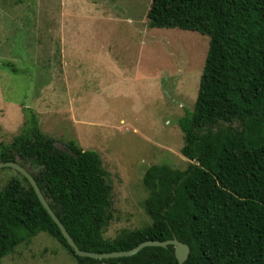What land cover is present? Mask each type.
<instances>
[{"label":"trees","instance_id":"16d2710c","mask_svg":"<svg viewBox=\"0 0 264 264\" xmlns=\"http://www.w3.org/2000/svg\"><path fill=\"white\" fill-rule=\"evenodd\" d=\"M146 20L208 36L193 108L178 119L181 153L190 162L185 169L145 168L148 224L104 237L112 199L100 156L74 139L58 147L30 107H22L18 134L0 141V161L30 172L81 250H127L175 237L189 246L183 264H264V0H151ZM14 171L0 184V259L44 232L76 264H177L172 244L102 259L75 254L28 180Z\"/></svg>","mask_w":264,"mask_h":264},{"label":"rangeland","instance_id":"374dc122","mask_svg":"<svg viewBox=\"0 0 264 264\" xmlns=\"http://www.w3.org/2000/svg\"><path fill=\"white\" fill-rule=\"evenodd\" d=\"M150 3L0 0V141L18 134L25 106L58 147L74 139L95 150L111 187L106 238L150 222L142 207L147 166L190 162L178 119L193 108L208 36L148 26ZM14 174L0 169V184ZM0 264L76 262L40 232Z\"/></svg>","mask_w":264,"mask_h":264},{"label":"water","instance_id":"95a60500","mask_svg":"<svg viewBox=\"0 0 264 264\" xmlns=\"http://www.w3.org/2000/svg\"><path fill=\"white\" fill-rule=\"evenodd\" d=\"M0 167H11L14 170L18 171L21 175H23L30 185L32 186L38 200L42 204V206L46 209L50 217L53 219V221L57 224L59 227L63 237L66 239L67 244L73 249L75 254L79 256H86L90 258H111V257H120V256H129L132 254H135L138 250H140L144 246H162L165 247L168 244H172L174 247V256L177 260V264H183V262L186 260L189 254V246L176 239L175 237L171 239L166 240H144L137 244L136 246L127 249V250H118V251H110V252H94V251H87V250H81L78 248V246L75 244L73 239L70 237L66 229L64 228L63 224L60 222L58 217L55 215V213L52 211L50 206L48 205L46 199L42 195L38 185L36 184V181L34 180L33 176L30 174V172L21 166L16 161H0Z\"/></svg>","mask_w":264,"mask_h":264}]
</instances>
